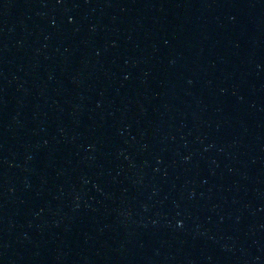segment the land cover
Listing matches in <instances>:
<instances>
[{
	"label": "water",
	"instance_id": "obj_1",
	"mask_svg": "<svg viewBox=\"0 0 264 264\" xmlns=\"http://www.w3.org/2000/svg\"><path fill=\"white\" fill-rule=\"evenodd\" d=\"M23 264H264V0H0Z\"/></svg>",
	"mask_w": 264,
	"mask_h": 264
}]
</instances>
